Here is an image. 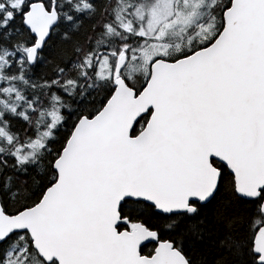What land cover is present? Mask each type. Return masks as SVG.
Returning a JSON list of instances; mask_svg holds the SVG:
<instances>
[{
    "label": "snow or ice",
    "instance_id": "obj_1",
    "mask_svg": "<svg viewBox=\"0 0 264 264\" xmlns=\"http://www.w3.org/2000/svg\"><path fill=\"white\" fill-rule=\"evenodd\" d=\"M0 264H264V0H0Z\"/></svg>",
    "mask_w": 264,
    "mask_h": 264
}]
</instances>
